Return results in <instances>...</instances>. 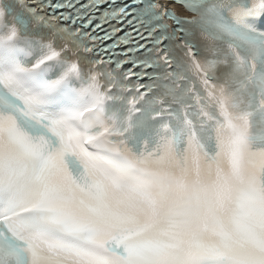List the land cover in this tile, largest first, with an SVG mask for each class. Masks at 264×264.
Wrapping results in <instances>:
<instances>
[{
	"label": "snow or ice",
	"instance_id": "1",
	"mask_svg": "<svg viewBox=\"0 0 264 264\" xmlns=\"http://www.w3.org/2000/svg\"><path fill=\"white\" fill-rule=\"evenodd\" d=\"M0 264H264V0H0Z\"/></svg>",
	"mask_w": 264,
	"mask_h": 264
}]
</instances>
